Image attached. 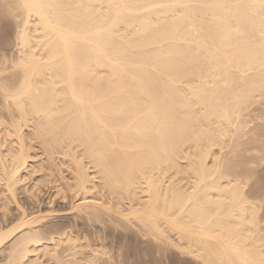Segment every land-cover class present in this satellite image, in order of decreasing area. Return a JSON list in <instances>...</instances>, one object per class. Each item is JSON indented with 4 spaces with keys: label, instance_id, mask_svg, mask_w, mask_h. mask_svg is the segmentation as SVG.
<instances>
[{
    "label": "bare ground",
    "instance_id": "6f19581e",
    "mask_svg": "<svg viewBox=\"0 0 264 264\" xmlns=\"http://www.w3.org/2000/svg\"><path fill=\"white\" fill-rule=\"evenodd\" d=\"M0 3L21 28L0 54V264L134 263L92 223L163 261L264 264L263 196L229 168L264 103V0ZM43 187L68 209L42 211Z\"/></svg>",
    "mask_w": 264,
    "mask_h": 264
},
{
    "label": "rangeland",
    "instance_id": "374dc122",
    "mask_svg": "<svg viewBox=\"0 0 264 264\" xmlns=\"http://www.w3.org/2000/svg\"><path fill=\"white\" fill-rule=\"evenodd\" d=\"M1 5H0V9L2 10L3 9V7H2V3H0ZM0 10V11H1ZM13 12V11H12ZM12 12L10 11V12H3V10H2V12L0 13V54H5L6 55V57L7 58H9V57H13V54H14V52H15V40L17 39V32H19L20 31V26L18 25V22L17 21H15V17H13L14 15L12 14ZM4 13V14H3ZM9 13V14H8ZM9 15V16H8ZM11 15H13V16H11ZM3 16H4V18H3ZM17 22V23H16ZM17 25V26H16ZM18 26H19V29H18ZM263 101V100H262ZM261 101V102H262ZM264 103L262 102V104L261 103H259L258 105H257V103L256 104H251V105H249L248 107H247V109L242 113L244 116H245V119H244V116H243V119L244 120H246L245 122L247 123L246 124V127H245V135L241 138V140H240V143H239V141H238V150L237 151H235V153L236 154H234V156H232L234 159H231L230 161H232V162H229V164L230 163H232V164H230L229 165V168H231L232 170H230V173L232 174V176H233V178H234V174H235V178H237V177H239L243 172H249V174H250V177H248V178H246L247 179V182H248V187H247V189H246V194H247V196H250V197H254V196H256V197H258L259 195L261 196V198H262V196H263V199H264V157L262 158V160H261V162H260V160H259V157L260 156H262V155H260L261 154V152H263L264 151V116H262V115H260V114H263L264 115V105H263ZM263 108V109H262ZM260 109V110H259ZM259 110V111H258ZM240 144V145H239ZM242 148V150L240 151L239 149L240 148ZM243 150H245V151H243ZM38 151V150H37ZM240 151V153H238ZM242 151H243V153H242ZM254 151V152H253ZM253 152V153H252ZM242 153V154H241ZM38 154H39V156L37 155V157H40V153L38 152ZM240 154V155H239ZM256 154V155H255ZM255 155V156H254ZM241 156V157H240ZM245 158H244V157ZM259 156V157H258ZM42 157V156H41ZM40 157V159H42ZM240 158V159H239ZM243 158V159H242ZM40 159H38L37 158V160H40ZM36 160V159H35ZM36 160V161H37ZM245 160H246V162H245ZM235 162V163H234ZM241 162V163H240ZM246 164H245V163ZM251 162V163H250ZM254 162V163H253ZM250 163V164H249ZM245 164V165H244ZM231 165H232V167H231ZM235 165V166H234ZM239 165H240V167H239ZM247 165V166H246ZM238 166V170H240V171H237V168H235V167H237ZM251 168H250V167ZM255 167V168H254ZM248 168H250V169H248ZM242 169H244V170H242ZM242 170V171H241ZM248 170V171H247ZM253 171V172H252ZM236 172V173H235ZM241 172V173H240ZM234 173V174H233ZM239 174V175H238ZM250 179H252V180H250ZM252 182H253V184H252ZM255 182V183H254ZM254 184L255 185H257V187L256 186H254ZM250 186V187H249ZM255 188V190H254V188ZM251 188V189H250ZM248 189H250V193H249V195H248ZM253 189V190H252ZM256 189H258V191L256 190ZM50 189H48V187H43V193H41L40 194V196L42 197H40V200H41V205H40V208H41V210L43 211H49V209H51V210H53V208H55V210L57 209H59V210H61L62 209V206H64L63 207V209L65 210H67L68 208H65L66 206L68 207V205H66V204H64V205H60V207H58L57 208V206L55 207V205L54 204H51V208L50 207H46V205L47 204H45L46 202H47V200L46 199H48L47 197H48V195L50 194ZM252 191H255V192H253L252 193ZM257 191V192H256ZM47 192V193H46ZM259 196V197H260ZM24 197V198H23ZM256 197H254V198H256ZM19 198H23V200L25 199V196L24 195H21L20 194V196H19ZM263 199H261L262 201H261V204H260V206H259V209H258V217H259V219H261L262 220V217H260V216H262L263 215V217H264V201H263ZM54 205V206H53ZM66 205V206H65ZM52 206H53V208H52ZM59 206V205H58ZM263 206V207H262ZM47 208H48V210H47ZM62 209V210H63ZM63 210V211H64ZM264 219V218H263ZM69 220V219H68ZM56 220H54V224L55 225H57L58 224V227H59V222H61V221H63V222H61V223H63V224H65V223H67V220H66V222H64L65 220L64 219H62V220H58L57 219V221L55 222ZM59 221V222H58ZM57 223V224H56ZM94 223H92V224H90L91 225V227H90V225H85V231H87V233L88 234H90L89 232H93L92 231V229L95 231V226H96V229H97V231H99V233L101 234H103V236H106V235H108L109 233H111L110 231H113L111 234H109V235H111L112 237H111V239L108 237V236H106V238L108 237L109 238V241H107L108 240V238L107 239H105L106 241H104L105 242V245L107 244V243H111V246L110 245H108V246H106V249H107V247H110V250H109V248H108V250H107V252H109V251H115L114 253H116L117 251H118V253L120 252V258H119V260H127V255L129 254L130 256H128V260L130 259V262L131 263H133V261H134V263L133 264H199L198 263V261H196V259H194V258H191L190 256H187V255H183L182 253L181 254H179L180 252H178V250L176 251V249H174V248H170L169 250H167L166 251V253H165V260L163 261L162 259L163 258H161V256H160V252H158V251H156L153 247L151 248V246H148V243H147V241H143V240H140V239H135V237H132V238H134L133 240H130L131 238V236H134L133 234H130L129 235V233H130V230L129 229H125L124 230V228H121L120 230L119 229H116V228H114L113 229V227L112 228H110L109 226H104L105 227V229L107 230H105L104 228H102V229H99L100 227H103V225L101 226V224H98V223H96V225H93ZM61 225V224H60ZM98 225H100V226H98ZM86 227H87V229H86ZM92 227H94V228H92ZM108 227H109V230H108ZM91 228V229H90ZM118 228V227H117ZM120 228V227H119ZM118 230V232L116 231V230ZM88 230H91V231H89L88 232ZM123 230H124V232H123ZM103 231H105V232H107V234H105V232H103ZM109 231V232H108ZM126 231H127V233H128V235H129V237H127V233H126ZM129 231V232H128ZM123 232V233H122ZM116 233V234H115ZM118 233H120L119 235H122V238H121V236H120V238L118 237L119 235H118ZM114 235L115 236H117V239L119 238V239H123L122 241L120 240V247L118 246V247H116V246H114L115 244L114 243H117L118 242V240H116L115 238H114ZM124 235V236H123ZM105 238V237H104ZM128 238H130L129 240H127ZM115 241H113V240ZM112 240V241H111ZM136 240V241H135ZM128 241V242H127ZM130 241V242H129ZM135 241V243H133V242ZM139 241V242H138ZM140 241L142 242V243H140ZM107 242V243H106ZM121 242H124V243H121ZM144 242V243H143ZM145 242L147 243V244H145ZM129 243H130V245L132 244V247H131V249H132V251L131 250H127L129 247H128V245H129ZM113 244V245H112ZM118 244V243H117ZM128 244V245H127ZM136 245V246H135ZM149 247V248H147V246ZM150 245V244H149ZM114 246V247H113ZM117 248L116 250L115 249H113V248ZM135 247V248H134ZM112 248V249H111ZM137 248V249H136ZM120 250V251H119ZM133 250H135V252H136V254H135V252L133 253ZM155 250V251H154ZM129 251H130V253H129ZM150 251V252H149ZM127 252H128V254H127ZM157 252V253H156ZM110 253V252H109ZM112 253V254H111ZM110 253V256H114V258H115V255H114V253L113 252H111ZM122 253V254H121ZM132 253V254H131ZM126 254V255H125ZM134 254H135V256H134ZM2 254H0V261L2 260V258H3V255L1 256ZM106 256V257H105ZM133 256V257H132ZM140 256V257H139ZM103 257V258H102ZM108 257V255H99V257H98V260H99V263H101V264H105V262H106V264H110L111 262H109V261H112V260H110V258L108 257V259H106V261H105V258H107ZM143 257V258H142ZM161 259H160V258ZM99 258H102V260H100ZM108 260V261H107ZM79 261H81L80 259H79ZM82 262V263H81ZM80 262V264H83V261H81ZM46 263H48V264H51L50 262H46L45 260H41L40 261V263L39 264H46ZM98 263V264H99ZM86 264V263H85ZM112 264V263H111Z\"/></svg>",
    "mask_w": 264,
    "mask_h": 264
}]
</instances>
